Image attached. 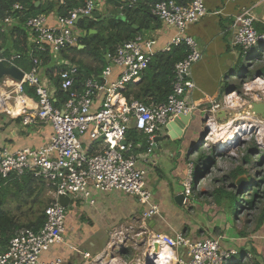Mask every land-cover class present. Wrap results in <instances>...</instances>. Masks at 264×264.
I'll use <instances>...</instances> for the list:
<instances>
[{"label": "built area", "instance_id": "obj_1", "mask_svg": "<svg viewBox=\"0 0 264 264\" xmlns=\"http://www.w3.org/2000/svg\"><path fill=\"white\" fill-rule=\"evenodd\" d=\"M98 8L97 0H87L84 6L75 8L70 15H57L56 25L49 23L50 14L27 17L25 26L31 32L28 67L22 63V53H10L0 48V62L7 66L15 65L24 72L22 79L11 75L1 78L0 114L15 119L21 117L24 125L46 123L53 130L48 141L39 147L11 150L0 146V173L7 181L12 175L18 177L32 172L53 191L52 201L45 210L43 227L38 231L29 227L17 229L8 248L0 254V264H64L62 257L42 259L44 253L65 240L68 211L59 197L70 195L95 204L93 190H122L137 197L144 206L138 227L126 226L112 234L116 239L114 243L123 241L136 229L139 230L137 237L149 236L146 240L148 245L136 264L234 263L239 251L222 247L220 236L191 240L182 232L174 236L150 233L148 220L160 214V206L147 187V171L138 165L136 146L128 138V131L135 121L134 128L147 135L150 152L156 145L154 137L172 120L180 114L195 113L196 106L190 100V94L197 87L192 68L202 59V51L188 28L208 13L205 0H192L190 5L161 0L151 9L161 21L177 29L176 36L165 50L182 43L189 50L186 57L175 65L173 91L165 102L146 104L126 95L129 84L141 81L157 52L154 50L157 40L143 34L119 44L114 55H108L111 64L103 70L101 77L87 78L82 90L74 87L79 77L78 65L68 60L60 61L68 66L61 71L59 79L60 88L68 92V98L60 101L56 89L43 77V60L35 52L49 51L58 60L62 49L80 44L82 33L76 21L93 18ZM25 10L19 2L14 4L12 13L5 14L0 7V31H10L20 19V15L13 13L24 14ZM255 19L251 9L235 18L233 44L242 49L241 54L260 46V51L253 55H264V32L256 29ZM114 67L118 68V78L108 79ZM254 79L256 89L246 82L244 90L231 89L222 100H211L205 105L203 121L204 131H209L207 140H212L214 130L224 117L229 118L246 107L244 118L249 117L255 114L254 103H264V76L259 74ZM25 85L33 87L36 95H28ZM18 105L22 111L13 113L10 106L15 108ZM190 174L184 183V203L190 202L195 190L192 187L195 177ZM195 187H198L197 181ZM157 241L161 244L155 245Z\"/></svg>", "mask_w": 264, "mask_h": 264}, {"label": "crops", "instance_id": "obj_2", "mask_svg": "<svg viewBox=\"0 0 264 264\" xmlns=\"http://www.w3.org/2000/svg\"><path fill=\"white\" fill-rule=\"evenodd\" d=\"M97 1L99 3L97 10L104 17L119 13V9L107 7L104 0ZM205 3L208 13L188 28V32L198 41L202 51V59L192 68V76L197 87L190 94V100L196 106L195 117L186 126L183 136L177 139L170 141L169 130L167 127L164 128L157 135L163 140L156 142L150 152L149 146L145 150L141 149L142 141L136 143L138 165L147 171V187L153 193V200L160 206V214L148 220V229L150 233L172 236L182 232L191 240L220 236L222 247L239 251L233 259L235 262L227 264H264V221L258 226V218L244 219L240 216L241 212L234 216L232 211L221 208L223 203L212 207L206 203L203 194H193L191 203L183 206L176 201L177 195L184 191L185 178L189 173L190 146L194 145L204 132L199 128L205 105L211 100H222L224 94L237 88L248 74L244 72L245 76L239 77L237 73L231 71L240 49L233 44V23L236 16L251 9L256 18V29L264 32V0H205ZM152 16L157 20V26L142 34L155 38L157 43L154 50L163 51L176 36L177 29L165 24L154 14ZM48 17L49 23L56 25L57 15L52 13ZM94 17L91 19H96ZM80 31L82 33L81 29ZM78 47L85 48L82 43ZM69 55L66 60L72 63L100 65L91 56L83 53L72 52ZM81 55L85 58H81ZM60 61L59 58L57 62ZM107 63L109 66L111 59ZM45 69L43 66V77L49 80L57 91L58 86L53 84ZM116 78L118 68L114 67L108 79ZM10 108L13 113L22 111L19 105ZM226 118L228 117H224ZM52 132V127L46 123L24 125L21 118L15 119L4 114L0 116V146L11 150L39 147L48 141ZM50 193L53 196L52 190ZM92 194L95 204L81 198H72L71 205L67 207L65 240L44 253L42 259L62 257L64 264H85L87 261L94 262L107 257L111 258V261L115 260L111 249L123 244L126 238L116 244L113 232L130 225L138 227L144 206L137 197L122 190L110 192L93 190ZM147 245L146 243L144 248L141 245L142 250L138 255ZM81 253L89 254V257L82 258ZM91 253L93 255H90ZM120 254L127 255L124 250Z\"/></svg>", "mask_w": 264, "mask_h": 264}, {"label": "trees", "instance_id": "obj_3", "mask_svg": "<svg viewBox=\"0 0 264 264\" xmlns=\"http://www.w3.org/2000/svg\"><path fill=\"white\" fill-rule=\"evenodd\" d=\"M87 0H0V7L3 13H12L13 6L19 2L26 8L24 14L14 12L13 14L20 15L19 22L7 32L0 31V48L4 51L13 53L20 52L23 54V65H30V30L25 26L26 18L29 16H37L40 14L67 16L78 7L84 6ZM107 7L119 9V13L104 17L95 10L96 19L83 18L79 21L78 27L82 30L80 44L85 48L80 49L77 46L67 47L59 52L61 62L70 56L72 52H79L91 56L94 61L99 62V66L80 62L79 77L75 84L78 90L83 89L84 81L89 77H99L103 69L107 66V55L113 56L118 45L122 42L135 38L146 30L153 29L157 26V20L152 16V7L161 0H104ZM182 5H190L192 0H175ZM134 25H138L139 29ZM95 29L97 32L90 34V31ZM85 31H88L85 34ZM240 50H242L240 48ZM188 46L186 44L174 45L169 50L158 51L153 56L149 67L143 74L141 81L138 83L129 84L126 95L128 98L138 99L146 104L161 103L168 99L169 94L173 91L174 69L178 61L182 60L188 54ZM43 60V66L48 77L53 84L58 86V97L60 101L68 98V92L60 88V73L68 66L64 63H58L56 57L51 52L48 53L36 51ZM260 56V55H258ZM252 56L250 59L257 58ZM70 59V58H69ZM261 68L258 69V72ZM247 72V71H246ZM262 74V72L260 73ZM25 91L30 96H35V89L29 85H25ZM21 118V117H19ZM17 118V119H19ZM22 119V118H21ZM129 140L136 143L142 141V150L148 148L147 135L142 131L131 127L128 131ZM136 148V147H135ZM134 148V149H135ZM136 150V149H135ZM202 158V157H200ZM249 160V156L245 157ZM243 171L238 167L232 177L237 180ZM251 186L245 191L252 190L250 199L245 202L251 210H258V203L264 200V193L259 194L260 182L253 181L250 176ZM16 187V188H11ZM48 187L46 182L41 177H36L32 172H26L22 176L12 175L7 181L0 173V254L3 253L10 243L17 229L21 227H29L34 230H40L46 221V207L41 209L40 214L33 220L23 223L17 216V210L22 208V205H27L30 199L37 193L44 192ZM244 191V195H245ZM204 195V194H203ZM238 193L229 192L223 188H218L213 196L217 204L223 202L228 203V208L231 210L238 209L239 214L241 209L247 208L240 202L245 197ZM206 196V195H205ZM52 201V199H51ZM14 202L19 205L11 208ZM35 203V201H33ZM263 202V201H261ZM260 202V203H261ZM51 203V202H50ZM237 205V206H236ZM258 226L264 221V206L258 214Z\"/></svg>", "mask_w": 264, "mask_h": 264}, {"label": "rangeland", "instance_id": "obj_4", "mask_svg": "<svg viewBox=\"0 0 264 264\" xmlns=\"http://www.w3.org/2000/svg\"><path fill=\"white\" fill-rule=\"evenodd\" d=\"M259 51L260 46H255L254 48L249 49L242 54L240 53L241 50H238L237 58L231 71L237 73L239 77H242V75L245 76L244 72L247 71V77H245L237 87L241 91L244 90V83L246 82H250L255 89L257 88V84L256 82H254V77L259 73V68H261L262 76H264V55H257V58L250 59L254 53H258ZM81 58L84 59L85 56L81 55ZM246 109L244 111H241L243 110V108H241L238 110L240 112H236L231 117L219 121L218 127L213 133L211 140L212 142L206 139L208 136H202L200 139L195 141L194 145L190 146V153L188 158L191 165L189 166L188 175L191 171L190 175H193L198 183V187L195 188L196 181H193L192 187L195 188L193 194H204L203 198L205 199L206 203L211 205L212 207L218 206L215 201V197L213 196V193L218 188H223L226 191L244 195V191L249 188V186H251L250 184L252 180L248 182L250 176L253 177V181L260 182L259 194L262 195L264 193V136L262 134V129L264 128V116L256 113L251 114V116L249 117L257 120V124H255V122L252 123L255 124V127H250V130L247 129L245 132L242 131L238 138L228 145V149L225 150V152H221L219 146L220 143H214L218 142V139H216L215 137L216 133H220L223 130L222 128H220L221 124L226 123L232 118L245 117L246 113L244 112L246 111ZM2 115L3 114H0V116ZM204 128V121L201 120L199 129L203 131ZM248 156L249 160H246L245 157ZM238 167L241 169V171L244 172L241 176L243 178H247V180L243 182L241 187L237 185V180H235L231 176ZM187 178H185V180H187ZM50 191L51 189L47 188L40 194L36 193L30 199L27 205H22V208L17 210V216L19 217V220L23 223H27L28 221L35 219L40 214L41 209L47 204H50L53 197ZM251 193L252 190L248 192L245 191V197L240 201L243 202L245 207H247L245 202L250 199ZM192 198L189 203H191ZM33 201H35V203ZM260 202L258 203V210H251L247 207L240 210V216L244 219H256L264 205V200H260ZM18 205V202H14V204L10 207L16 210L15 208ZM221 208L228 210L229 212L232 211L234 216L238 215V209L236 208L234 211L231 210L230 208H228V203L226 202H223ZM137 234H139V230L137 229L130 232L125 237L126 239L122 242L123 244L116 245L115 249H111V251L113 250L112 252L115 255L113 256L115 260L110 261L108 264H132V262H136L139 256L138 254L140 253L142 248L145 247V244L147 243L146 240L149 237L147 234H143L141 237H137ZM123 250L126 251L127 255L123 256L122 254H120L121 252H123ZM90 255H93V253H91ZM80 256L87 259V257H89V254L81 253ZM90 262L93 261H87L85 264H90Z\"/></svg>", "mask_w": 264, "mask_h": 264}, {"label": "water", "instance_id": "obj_5", "mask_svg": "<svg viewBox=\"0 0 264 264\" xmlns=\"http://www.w3.org/2000/svg\"><path fill=\"white\" fill-rule=\"evenodd\" d=\"M76 23H79V19L76 21ZM135 28L139 29L138 25H134ZM96 30H91L90 34L96 33ZM85 34H87V32H85ZM107 62H109L110 58L106 57ZM261 73V71H259V73L256 75L258 76ZM4 75H11L17 79H22L24 76V72L17 66L15 65H11V66H7L5 65L3 62H0V80ZM253 111L256 114L262 115L264 116V103H259L256 102L253 104ZM223 114V113H222ZM195 117L194 113L191 114H180L178 117H176L174 120H172L168 125H167V129L169 130V135H170V141L172 139H177L179 137H182L184 134V130L186 128V126H188L191 122V120ZM132 127H135V121L132 122ZM208 129H206V131H204L203 133V137L208 135ZM155 142H158L159 140H163V138L161 136H155L154 137ZM169 141V142H170ZM247 180V178H243L242 176H240L237 179V185H239L241 187V185L243 184V182ZM60 203L65 206V207H69L71 205V201L72 198L70 195H60L59 197ZM184 200H185V194L183 192H180L177 197H176V201L178 202V204L180 206L185 205L184 204ZM94 263V262H92Z\"/></svg>", "mask_w": 264, "mask_h": 264}, {"label": "bare ground", "instance_id": "obj_6", "mask_svg": "<svg viewBox=\"0 0 264 264\" xmlns=\"http://www.w3.org/2000/svg\"><path fill=\"white\" fill-rule=\"evenodd\" d=\"M253 122H255L256 124L257 120L252 117H246V118L243 117V118H237L236 120H230L229 122L221 124L220 128H222L223 130L220 133H216L215 136L216 139H218L217 143H220L219 146L221 152H225V150H227L228 145L233 141H235L242 131L245 132L250 127L254 128L255 124H252ZM262 134L264 136V128L262 129ZM160 244L161 242L158 241L155 242V245H160ZM165 249H168V247H165ZM147 255H149V252L147 253ZM103 259L104 258H100L99 261L96 260L97 262L94 261V263L91 262L90 264H107L109 263V261H111V258L108 257L105 258L104 260Z\"/></svg>", "mask_w": 264, "mask_h": 264}, {"label": "clouds", "instance_id": "obj_7", "mask_svg": "<svg viewBox=\"0 0 264 264\" xmlns=\"http://www.w3.org/2000/svg\"><path fill=\"white\" fill-rule=\"evenodd\" d=\"M244 132V131H243Z\"/></svg>", "mask_w": 264, "mask_h": 264}]
</instances>
